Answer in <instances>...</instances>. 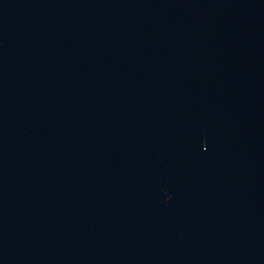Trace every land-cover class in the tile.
I'll list each match as a JSON object with an SVG mask.
<instances>
[{"label": "water", "instance_id": "95a60500", "mask_svg": "<svg viewBox=\"0 0 264 264\" xmlns=\"http://www.w3.org/2000/svg\"><path fill=\"white\" fill-rule=\"evenodd\" d=\"M0 264H264V0H0Z\"/></svg>", "mask_w": 264, "mask_h": 264}]
</instances>
